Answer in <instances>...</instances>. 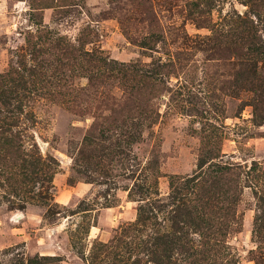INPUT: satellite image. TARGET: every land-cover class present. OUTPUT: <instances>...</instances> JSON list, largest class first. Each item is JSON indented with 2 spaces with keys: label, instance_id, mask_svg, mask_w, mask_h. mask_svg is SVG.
Returning a JSON list of instances; mask_svg holds the SVG:
<instances>
[{
  "label": "rangeland",
  "instance_id": "rangeland-1",
  "mask_svg": "<svg viewBox=\"0 0 264 264\" xmlns=\"http://www.w3.org/2000/svg\"><path fill=\"white\" fill-rule=\"evenodd\" d=\"M214 164L220 236L154 264H264V0H0L1 264H153L131 189Z\"/></svg>",
  "mask_w": 264,
  "mask_h": 264
},
{
  "label": "trees",
  "instance_id": "trees-1",
  "mask_svg": "<svg viewBox=\"0 0 264 264\" xmlns=\"http://www.w3.org/2000/svg\"><path fill=\"white\" fill-rule=\"evenodd\" d=\"M209 160H213V157H208ZM206 163L201 164L199 167L204 166ZM207 175L206 180L202 177ZM229 174V168L219 166L218 164L210 165L209 170L206 173L194 175L185 179L175 178L170 182V193L165 200H150L151 193L148 188H144L140 185H134L130 191V194H138L140 201H144L139 206L136 223L131 225L128 229L135 233L143 232L151 225V220L156 218L157 212L165 213V219L168 220L167 233H160L152 238L153 247L155 250L147 248L145 245L147 242H142V246H145L150 254L153 252V264L159 260L158 252L161 253L160 257L164 258V261H169L168 256H165V244L167 242L175 243L182 242L185 236L189 234H198L201 237L212 238L217 240L220 236L221 230H223V223L215 221L214 215L217 213L214 211L213 202L215 199L218 186L223 181V176ZM141 194V195H140ZM157 197V195H155ZM182 245L184 243H181ZM215 241L212 245L218 246ZM101 249H105L104 245H101ZM185 246V244H184ZM133 247L132 242H125L122 246V250L119 252H113L119 263H123L124 257H120V253H128L127 250ZM180 247V246H179ZM178 247V248H179ZM181 248V247H180ZM105 255H107L106 251ZM13 252L6 251L2 255L8 256ZM94 260L96 258H93ZM170 263V262H169ZM1 264V263H0ZM7 264H32L30 261L24 262L23 258L18 254H14Z\"/></svg>",
  "mask_w": 264,
  "mask_h": 264
}]
</instances>
